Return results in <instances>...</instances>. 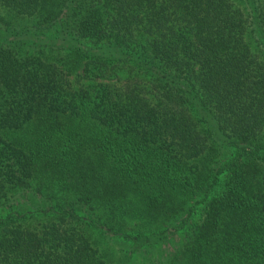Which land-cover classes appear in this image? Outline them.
<instances>
[{
    "label": "trees",
    "instance_id": "1",
    "mask_svg": "<svg viewBox=\"0 0 264 264\" xmlns=\"http://www.w3.org/2000/svg\"><path fill=\"white\" fill-rule=\"evenodd\" d=\"M0 264H264V0H0Z\"/></svg>",
    "mask_w": 264,
    "mask_h": 264
},
{
    "label": "rangeland",
    "instance_id": "2",
    "mask_svg": "<svg viewBox=\"0 0 264 264\" xmlns=\"http://www.w3.org/2000/svg\"><path fill=\"white\" fill-rule=\"evenodd\" d=\"M125 243H118V244H114V246H115V251H114V253L116 254V256L118 255V256H120L121 255V253H122V249H124L125 248V245H124ZM111 250V249H110ZM109 250V251H110Z\"/></svg>",
    "mask_w": 264,
    "mask_h": 264
}]
</instances>
